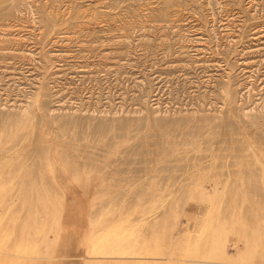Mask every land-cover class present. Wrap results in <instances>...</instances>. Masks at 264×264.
<instances>
[{"label": "rangeland", "instance_id": "obj_1", "mask_svg": "<svg viewBox=\"0 0 264 264\" xmlns=\"http://www.w3.org/2000/svg\"><path fill=\"white\" fill-rule=\"evenodd\" d=\"M80 1L82 4L98 6L94 15L84 18L86 22L83 20L79 23L83 24L84 31L74 32L78 24L73 23L71 16L63 22L66 25L58 21L49 27H31L30 40L24 44L31 46L37 42L46 47L49 54L55 53L51 69L54 73L60 72L61 64L63 67L73 66V69H66L67 75L63 74L53 79V76L48 77L47 107L57 108L59 103L64 101L61 84L70 76L79 78L84 69L99 67L101 70L99 77L96 79L91 77L93 80L84 77L85 82L82 85L85 89L83 98L91 94V101L98 102L97 109L103 108L110 100H113L115 105L118 100L117 94L128 90L124 99L125 104L120 110L121 114L135 116L140 114L145 108L141 101L142 96L148 93L151 104L161 96L162 106L164 102H168L167 106L173 105L172 108L178 106L183 113L184 109H187L185 114L191 121L195 117H203V110L208 106L216 109V115L209 117L211 119L204 116L207 123L204 126L195 123L189 126L147 125L146 138H140L145 149L135 158L129 153L122 155L140 137L137 122L123 126L118 132L106 136L102 142L86 135L77 139L73 135L75 117L54 113L51 123L41 120L38 99L44 95L43 92L37 91L40 86L38 83L43 80L46 73L32 70L26 60L9 63L6 57L5 67H0V103L5 104V108L0 110L17 109L16 111L28 115L27 117L29 114L30 117L33 115L31 118L37 120L35 131L42 132L41 139L47 150L55 151L57 154L64 151L70 163L76 167L77 176H72L63 167L60 170L52 165L51 178L63 194L62 198L57 199L62 213L56 222L57 228L53 229L51 216L40 209L35 218L38 227L27 223L25 236L15 241L13 231L17 228V221L7 220L5 232H0V264H264V155L257 154L256 143L253 141L258 135L264 139V108H261L263 102L257 100L258 95L247 96L246 90L243 89L238 93L237 102L234 104L228 99L227 88L221 84L210 86L213 80L210 84L207 83L205 96L192 95L197 92L188 94L193 89H188V81L183 84L184 80L188 79L192 81L199 79L201 81L199 85L206 84L207 76L203 75L201 70L213 74V77L228 70L227 50L224 47L225 32H231L230 34L235 36H231V39L237 42L236 50L241 60L248 56L241 51L243 47L260 45L259 47L264 48V0H258L254 7L248 6L246 3L248 0H219L220 8L218 5L210 7L207 0H188L182 4L178 3L179 0H169L171 6L178 5L179 11L175 17L179 20V27L176 28V32L183 33L188 39V44L184 48L174 46L169 52L164 45H157L156 61L145 59L142 51H137V55L130 57L128 61L125 58H118L117 52H122L115 44L119 41L117 38L121 33L113 34L120 31L118 29L122 23L136 14L144 3L152 0ZM160 1L162 2L156 10L158 16L153 22L155 25L162 24L163 17L160 16L161 13L159 15V9L164 6L165 0ZM6 3V0H0V29L14 25L13 17L4 20L8 14ZM62 10L63 8L58 7L57 11ZM105 10L110 11L107 13ZM249 16H253L254 19L246 20ZM43 19L46 18L43 16ZM142 19L143 21L136 24V27L148 24L146 18ZM156 27L157 38L162 35V31L161 27ZM211 27L217 31L215 36L207 34ZM85 34L90 37L94 50L78 52L68 37L80 36L81 39ZM139 34L138 31L133 35L134 43L139 41ZM156 38L154 40L158 42L160 39ZM202 42L207 45L201 46L202 53L192 58H197L200 65L205 62L207 69H203V65L184 72L167 69L170 62L182 65L191 60L187 55H195V49L200 48L198 45L203 44ZM166 51L168 57L161 59ZM112 61H117L119 66L117 73L109 69L113 65ZM263 67L264 65L262 70ZM78 69H81L80 72ZM11 70L17 74H11ZM182 73L184 74L181 75ZM176 75L179 76L178 79H175ZM74 80L75 78H72V82H75ZM70 100L74 102L75 98ZM32 101H35L34 108ZM66 102L69 103L67 105L71 103ZM254 102L259 106L257 110L261 112L258 114H261L260 116H249L241 122L240 117L232 116L234 107L249 108ZM76 105L77 101L72 104L73 110ZM114 105L110 111L108 110L109 114L118 111V105ZM243 111L248 113L247 109ZM92 114L104 113L95 111ZM231 118L239 121L236 131L232 134L227 123ZM5 121L0 116L1 127L6 126ZM21 130L22 127L19 126L15 136L12 135L10 139L0 142V223L6 211L18 204L17 195L8 192L7 186L15 183L23 174L37 181H42L49 175L46 167L30 163L26 158L28 153L35 151L34 142L30 143V150L27 152L17 145V134ZM247 144L253 146L254 150L246 151ZM91 173L95 174L88 189L83 186V182L88 180ZM250 174L254 175V180H258L256 181L259 184L257 192L259 195L257 194L258 198L250 202L251 205L256 203V210L249 212L248 218L251 224L257 223L254 231L258 233L261 251L257 250L249 257L241 258L248 239L245 235L238 234L236 227L230 223L233 219L239 218V212L234 217L235 209L239 208L238 204H232L230 217L224 220L218 217L221 215L219 211L223 196L225 192L227 193L225 185L230 182H244L246 176ZM246 192L243 187L237 188L241 206L247 203L244 199ZM135 194L141 196L134 199ZM100 198L103 204H100L99 210H95L94 203ZM251 208L249 206V209ZM122 221L127 223L130 229L140 222H146L147 226L152 225L154 230L151 236L146 238V248L142 251L134 250L133 242L113 239V231L115 228L119 229ZM212 226L218 229L216 236ZM14 241L17 243L16 247H10L9 244ZM28 241L30 247L27 249L24 245ZM190 247H195V252L190 253L188 251ZM199 250L205 252L201 253Z\"/></svg>", "mask_w": 264, "mask_h": 264}, {"label": "bare ground", "instance_id": "obj_2", "mask_svg": "<svg viewBox=\"0 0 264 264\" xmlns=\"http://www.w3.org/2000/svg\"><path fill=\"white\" fill-rule=\"evenodd\" d=\"M6 1H7V3H6L7 7L6 8H7L8 14H7V16L5 15L4 18H7V19H4V20H8V17H13V19H12L13 23L12 24H14V25H11V26L6 27L4 29H0L1 30L0 31V67H5V62H6L5 58L7 57L6 59H8L10 61L9 63H11V62L14 63V61H16V60H26L28 63H30L32 70H34V71L41 70V71H44L46 73L43 80L41 79L42 81H40L38 83V85L40 84V86H38V91H37V92L40 91V93L43 92V95H44L43 97L38 99V101L40 104L39 114H40L41 120L45 121L46 123H51L53 121L54 113L55 114L57 113V115H60V116L66 115V116L73 117V118L75 117L74 134H73L75 138L79 139V138L83 137V135H86L88 138H93V139L97 140L98 142H102L106 138V136H108L112 133L118 132L123 126L125 127V126H127L133 122H137V125L139 126V130L141 133L140 137L138 139H136L129 146L127 151L123 152V154H122V155H127L129 153L130 155H132L135 158V157H137L138 154H140L145 149L144 143L140 142L141 137L146 138V136H147L145 126H147V125H149V126L150 125L160 126V125H171V124L186 125V126L188 125L189 126L190 124H193V123L199 124V125L203 124V126H204L205 124H207L205 122L206 118L215 117L216 109L210 108L208 106L206 109L203 110L204 116L206 118H204V116L203 117L198 116V117H195L193 121H191V119L188 118V116L185 114L188 111L187 109H184L185 113H183L182 109H180V107H178V106H175L174 108H172L173 105L171 107L167 106L168 102H164V106H162L161 105L162 102L160 101L161 96L156 98V101L154 102V104H151L150 101L148 100V97H149L148 93L142 96L141 101L144 103L145 108L140 114H138L137 116H135L134 114H132V115L131 114H129V115L128 114H121L120 110L122 109L123 104H125L124 99H125V95L128 93V90H126V92L121 91L122 93L120 92L117 94L118 100H117L115 105L113 104V100H110V101H107L105 103V106H103V108L97 109L96 104L98 102L94 103L93 101H91V94L86 96L85 99L83 98L82 94H83V91L85 89H84V87H82V85H83V82H85L84 77H86L87 80H91L92 78L96 79L97 77H99L98 75L100 74V71H101L99 69V67H93V68L87 69V70L84 69L83 72H81V76H79V78H76L75 76L74 77L70 76L68 80H65V82L63 84H61L62 85L61 92L63 93V98H64L63 100L64 101L62 100L63 102L59 103L57 108L50 109L49 107H47V102H46V94H47L46 91H48L47 86H48V80H49L48 77L53 76L52 77V79H53V78H56V77L63 75V74L67 75V72H65L66 69L72 68L73 66H71V65L68 66V65H65V63H64V65H65L64 67L62 64L59 65V66H61L59 68L60 72H57V73L52 72L51 69L53 68V64H54L55 53L49 54V52L47 51L48 49L46 47L44 48V46H42V45H39L37 42L32 43L31 46L24 45L26 42H28L30 40L31 27H38V26L49 27V26L56 24L58 21H60L62 23L66 22L69 18H71V16H73L72 17L74 20L73 23L78 24L77 28L74 30V32L80 33L82 31H84V27H83V24L81 25L79 23L82 22L84 20V18L94 15L98 9V6H93L91 4H82L80 0H46V1H44V0H6ZM186 1H188V0H179L178 3L182 4V3H185ZM207 1H208V5L210 7H213L214 5H218V7L220 8V6H221V3L219 2V0H207ZM257 1L258 0H248L246 3L248 4V6L250 5L251 7H254L255 4H258ZM115 2H118V1H115ZM127 2H125V3H127ZM161 2L162 1H160V0L159 1L158 0H152V1H148V2L144 3V5L139 8V10L137 11L136 14H133L130 17L128 16L129 17L128 20L127 21L125 20V22H123L122 25L120 24L121 27H120V29H118L120 31L113 33V34H118L119 32L121 33L120 35H118V38H117L119 41L116 42V44H115V47L117 49H120V52H122V53L117 52L116 56L118 58H125V59H127L126 61H128L130 59V57H132V56L134 57V55H137V51H142L141 54L144 55L145 59H148V60L151 59L153 61L156 58L155 50L157 48V45H164L168 52L174 46H178L179 48H184L185 46H187L188 39L185 38L183 33L179 34L178 32H176V28L179 27L178 26L179 20L175 17V15L178 14L177 12L179 11V9L177 8L178 5L175 7L171 6L170 5L171 1L165 0L164 6L159 9L160 10L159 15L161 13L160 16L163 17L162 24H160V25L153 24V22H155L154 19L158 16L156 13L157 7H159ZM139 4H141V2ZM124 5H121V6H124ZM121 6H117V7H121ZM201 6H203V5H201ZM58 7L63 8V10L61 12H58L57 11ZM206 7H207V5H206ZM180 9H181V7H180ZM99 11L100 10H98V12ZM103 11H104V9H103ZM108 11H110V10H107L106 12L108 13ZM43 16L46 19H43ZM98 16H100V15H98ZM142 18H146L147 20H145V21H147L148 24H143L142 26L140 25L139 27H136L137 26L136 24H140V22L143 21ZM253 19H254L253 16H249L246 20H253ZM88 20H90V19H88ZM213 21H215V20H213ZM243 22H245V21H243ZM247 23H249V22H247ZM63 24L66 25L65 23H63ZM213 24H215V23L213 22ZM156 26L161 27L160 31H162V35L157 37L160 39L158 42H155V40H154L156 38V35H157V33H156L157 27ZM232 29H234V28H232ZM114 30H116V29H114ZM138 31L140 32V34H139L140 39L138 42L134 43L132 38H133V35ZM216 32H217L216 29L214 27H211L208 30L207 34L211 35V36H215V34H217ZM230 33L225 32V34H224V36L226 35L224 47L227 50L226 51V53H227L226 57L228 59L226 69H228V70L224 71V73L219 74L217 77H213V74L206 73L205 70H201L202 74L207 76L206 84L203 83V85H199V82H201V81H199V79H197L195 81H192L190 79L184 80L183 84H185V82L188 81L189 82L188 83V85H189L188 89H193L190 92H188V94H190L191 92H197V94H192V95L205 96V93L207 92L206 89L208 86L207 83L210 84L213 80V83L210 86H215L216 84H221L223 87L227 88L228 99L234 104L237 102V99L239 96L238 93H240L241 90L245 89L246 90L245 93L249 97L251 96V94L258 95L259 97L257 98V100H261V102H263L261 108H264V67L262 70V66L264 65V48L259 47L260 45L259 46L258 45H252V47H248V46L243 47L241 49V51L245 52L246 53L245 55H248V56H247V58L241 60V58L239 57L240 54L237 53V50H238L237 49V42H235L233 39H231V36H234V35H232ZM79 37L80 36H77L74 38L68 37L69 39H71L70 42L73 43L74 46L76 47V51H78V52L92 51L93 45H92V42H91L88 34H85L81 39H79ZM251 37H253V35ZM207 42H208V40H207ZM68 43H69V41H68ZM189 43L191 44V42H189ZM194 44H196V42ZM199 44H200V42H199ZM206 45H207L206 43L198 45L200 48L195 49V51H194L195 55H187V57H189L191 60H188L187 62H185L182 65L178 64L176 62H172V63L170 62L167 65V69L180 70V71L182 70L184 72L187 70L198 68L197 66H202V65H203L202 66L203 69H207L208 66L205 62L202 63V65H200V64H198L197 58L196 59L192 58V56L196 57V56L200 55L202 53L201 52V49H202L201 46H206ZM244 46H245V44H244ZM49 48H50V46H49ZM35 50H37V52ZM190 50H191V48H190ZM167 51L163 54L161 59L168 57ZM70 55H72V54H70ZM178 56H180V53H178ZM113 60H115V59H113ZM117 61H118V59H117ZM117 61H112L113 65L109 67V69L114 70L115 73H117V68L119 67L117 65ZM55 66H56V64H55ZM85 68H87V67H85ZM8 70H9V68H8ZM14 70H16V69H14ZM14 70H11V74H17L16 71H14ZM80 70H79V72H80ZM32 72L33 71H31L30 74ZM38 73H40V72H38ZM30 74H29V76H30ZM57 74H59V75H57ZM183 74L184 73H182L181 75H183ZM66 78H68V77H66ZM72 78H75V80H74L75 82H72ZM178 78H179V76L176 75L175 79H178ZM184 78H185V76H184ZM170 79H172V77ZM69 80H71V81H69ZM203 82H205V81H203ZM120 89H122V87ZM74 98H75V100H73V101L74 102L77 101V105L74 106L75 109L73 110L72 104L74 102H71L70 99H74ZM66 101L71 102L70 105H67L68 102H66ZM31 104H32V107L34 108L35 101H32ZM112 105H114V106L118 105L117 106L118 111H116L113 114H109L108 110L112 107ZM129 105H131V104H129ZM66 106H69V107H66ZM65 107H66V110L62 113L61 111H63V108H65ZM3 108H5V104L0 103V109H3ZM258 108H259V106L255 105V102H254V105L252 107H249V108L236 106V107H234L232 116L233 117L234 116L240 117L239 121L241 122V120H244L246 117H249V116L256 117L259 113H261L257 110ZM243 109H247L248 113H245L243 111ZM14 110L15 111H12V110H9L7 108L4 110H0V116L3 117L6 120L5 122L7 123L6 126H4V127L0 126V142L7 140V139H10L12 137V135L15 136V134L18 131L19 126H21L22 130L19 131V134H17V138H16L17 139V145L19 147H21L23 150H26V152H27V150L28 151L30 150L29 149L30 143L34 142L36 149H35V151L28 153L26 158L30 163H35V164H39L41 166L46 167L47 172L49 174L48 177L42 181H37L35 179H31L27 174L26 175L23 174V175L19 176V178L17 179V181L15 183H11L12 184L11 186H7L8 192H12V193L17 195L16 198H18L17 199L18 204L16 206H13L12 208L9 207L10 209H8L7 211L5 210L6 214L3 217V221H1V223H0V232H5V225H6L7 220L10 221L11 219H14L17 221V228H16V230L13 231V237H14L15 241L16 240L18 241V240L22 239L23 236H25L24 232H25V229H26L25 226H27V223H32L33 226L38 227V224L36 223L35 218H36L37 212L40 209L43 211V213L46 212L48 215L51 216V219L53 220V224L51 223V226L53 225V229L57 228L56 222L62 214L61 213V205H60V203L57 202V199L59 197L62 198L63 194H61V192H60L59 188L57 187L55 181L51 178V169L53 167L52 165H55L57 168H60V170L65 168L68 173L72 174V176H75V177L77 176V169H76V167H74L70 163V160L65 155L64 151L57 154L55 151L47 150L45 144L43 143V141L41 139L42 138V132L41 131L40 132L35 131L34 127H35L37 120H35V118H31L33 115L30 117L31 114L27 113V114H29V117H27L28 115H25L22 112L16 111L17 109H14ZM95 111H98V112L104 113V114H92ZM29 112H32V111H29ZM33 112H35V111H33ZM260 115H258V116H260ZM209 119H211V118H209ZM239 121L236 122L235 119L231 118L227 122L228 126H229V131L231 134L234 133V131H236V127H237ZM200 126H202V125H200ZM254 139L255 140H253V141L256 143L255 146L257 147L256 152L258 151L257 154L259 153L260 155H264V139H263V137L258 135ZM17 147H16V149H17ZM252 148H253V146L251 147L249 144H247L246 151H253L254 149H252ZM53 149H55V148H53ZM12 160H14V158ZM53 161H55V162H53ZM92 170H97V169L93 168ZM258 173H259V171H258ZM93 174H95V173H93ZM93 174L92 173L89 174L88 180L86 182H83V186L87 187L88 189L90 188L89 185H90L91 179L93 177ZM18 175H19V173H18ZM254 179H255L254 175L250 174V175L246 176L244 182H241V181L230 182V183L225 185L227 193L225 192V194L223 196V200L221 202V208L219 211L221 213V215L218 217V219H221V220H224V218H226V217H230L229 215L232 214L231 213L232 212V204L233 203L238 204L239 208L235 209V211H234L235 216L234 217H236L237 216L236 213L239 212V218H237V220L232 218L233 221H231L230 223L236 227L238 234L245 235V237L248 239V244H247L246 250H245V252L242 253L241 258H247L250 255H252L253 253H255L257 250L261 251V249L259 248L260 243H258L259 242L258 241L259 237H257L258 233L254 231V228L256 227L257 223L251 224V222L248 218V213L256 210V203L251 205L250 202L252 200L258 198V195H259L257 193L259 191L258 190L259 184L257 182L258 180L256 179L257 180L256 181ZM242 183H243V185H242ZM1 186H2V184H1ZM239 187H243V188H245V190H247V192L244 194V199H245V201H247V203L245 202L246 203L245 206L244 205L241 206V203L239 202L240 196H239V193H237V188H239ZM140 196H141L140 194H135L133 196V198L138 199ZM260 198H262V197H260ZM101 200H102V198L98 199L94 203L95 204V207H94L95 210L100 209V207H101L100 204H103ZM11 202H13V201H11ZM60 202H62V200ZM249 206H251L252 208L249 209ZM45 219H46V217H45ZM46 221H48V220H46ZM37 222H38V219H37ZM247 228H251V229H247ZM153 230H154V228L152 227V225L149 224L147 226L146 222H142V223L140 222V223L136 224L132 229H130V227L128 228V224L125 223L124 221H122L119 224V229L118 230L116 228L114 229L113 239L115 241L123 240L125 242H127V240H129V241L134 243L133 244L134 250H141L142 251L143 248H146V246H147L146 245L147 244L146 238L151 236ZM212 230L214 232V236H216V232L218 229L215 226H212ZM15 241L9 244L10 247H16L15 245L17 243H15ZM257 243H258V245H257ZM196 246H197V244H195V247ZM24 247L28 249V247H30V242L28 241L24 245ZM195 247H190L191 249H188V251L190 253L195 252L196 248H198V247H196V248ZM199 251L201 253L205 252V251H201V250H199ZM15 264H17V263H15Z\"/></svg>", "mask_w": 264, "mask_h": 264}]
</instances>
